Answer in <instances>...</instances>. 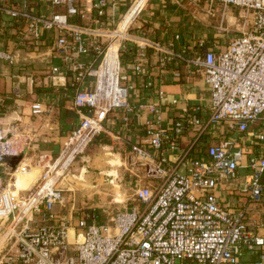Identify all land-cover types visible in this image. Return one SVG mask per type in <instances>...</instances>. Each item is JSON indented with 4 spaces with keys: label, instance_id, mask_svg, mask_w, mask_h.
Segmentation results:
<instances>
[{
    "label": "built area",
    "instance_id": "1",
    "mask_svg": "<svg viewBox=\"0 0 264 264\" xmlns=\"http://www.w3.org/2000/svg\"><path fill=\"white\" fill-rule=\"evenodd\" d=\"M137 1L114 28H108L100 25L107 0H95V17L82 12L77 0H49L63 8L51 14L36 12L28 0H0L1 32L8 22L14 23L22 38L37 42L42 31H57L54 46L63 50L67 69L53 65L52 83L58 84L67 71L72 83L84 76L92 81L88 89L75 86L72 103L80 121L59 153L38 154L33 164L26 160L9 164V158L20 152L21 135L5 128L0 97V264H263L264 237L250 230L246 208L224 205L216 188L236 180L244 169L248 199L264 200V0H205L243 10L239 34L218 51L207 49L204 41L198 42L202 52L192 56L184 50H166V60L176 56L201 73L209 96L204 109L194 105L168 127L161 124L157 102L139 105L148 146L133 144L127 163L130 168L143 167L145 177L158 184L139 178L137 204L105 221L82 219L75 228L67 216L55 213L56 205L65 200L58 183L102 130L108 112L137 109L128 100L131 84L122 69L121 49L131 21L147 0L125 30L118 28ZM72 16L94 25L73 23ZM140 46L142 57L144 46ZM88 55L91 59H82ZM0 58L16 62L14 53L2 49ZM133 69L140 71V60ZM44 110L40 102L31 104L34 114ZM210 128L218 137L205 144L204 156L195 154L194 147ZM188 129L194 136L182 147L180 138ZM20 168L30 182L15 188L11 179ZM259 250V258L244 259L246 253Z\"/></svg>",
    "mask_w": 264,
    "mask_h": 264
},
{
    "label": "crops",
    "instance_id": "2",
    "mask_svg": "<svg viewBox=\"0 0 264 264\" xmlns=\"http://www.w3.org/2000/svg\"><path fill=\"white\" fill-rule=\"evenodd\" d=\"M18 3L20 0H9ZM31 7L39 13L51 14L62 11L60 6H53L49 0H28ZM134 0H107L105 14L100 18V25L114 28L127 8ZM95 0H77V6L82 12L95 17ZM233 6H223L219 2L209 3L205 0H147L134 19L131 21L126 39L121 49L123 71L128 75L129 103L137 107L134 112L116 109L108 112L103 121L102 130L93 138L91 155L88 147L79 156L73 170L82 177L86 188L80 191L77 199L70 204L69 209L88 212V157L111 155L113 160L124 163L133 144L148 146L145 140V129L138 109L144 102H157L161 109L162 126L168 127L173 120L191 111L192 106H207L209 87L201 73L186 64L176 56L166 60L168 51L185 55L202 52L198 45L204 41L207 49L218 51L225 47L234 37L229 34L228 26L233 23ZM70 21L76 24L94 25L93 21L72 16ZM224 21L227 22L224 25ZM41 40L33 42L21 37L14 23L5 25L0 31V49L14 53L16 62L9 63L0 58V97L3 99L2 116L6 129L20 133L19 149L16 156L18 162H32L38 154L55 157L64 141L80 121V112L73 106L72 96L75 86L91 88L92 81L84 76L80 82L72 83L68 76L54 84L50 79V69L53 65L66 70L67 64L62 57L63 50L54 46L58 33L55 30L42 31ZM38 43V44H36ZM53 44V45H52ZM143 56L139 57L141 46ZM160 46L161 48H158ZM92 56H84L89 60ZM141 61L140 71L133 69V64ZM176 73H179L176 75ZM32 78V82L29 79ZM158 91L162 94L159 96ZM173 99L176 100L173 103ZM42 103L44 111L34 114L31 104ZM202 115H204L202 113ZM125 116L128 120H125ZM214 129L204 131L203 136L194 147V153L205 155V144L216 140ZM194 136V130H186L180 138L181 146H187ZM172 158V154H169ZM124 160V162H123ZM16 163V164H17ZM12 166V164L9 162ZM140 167V171L144 170ZM135 168H131V171ZM246 170H244L245 173ZM22 172L21 168L17 171ZM36 172V171H35ZM31 176V175H30ZM24 177L27 185L29 177ZM84 177V178H83ZM145 178L142 174L140 177ZM79 179V178H78ZM244 177L223 182L216 188L218 199L226 206L235 210L246 208V219L250 230L264 237V200L253 203L243 191ZM250 252L244 259L259 258V253ZM264 264V262H263Z\"/></svg>",
    "mask_w": 264,
    "mask_h": 264
},
{
    "label": "rangeland",
    "instance_id": "3",
    "mask_svg": "<svg viewBox=\"0 0 264 264\" xmlns=\"http://www.w3.org/2000/svg\"><path fill=\"white\" fill-rule=\"evenodd\" d=\"M231 11L234 16L233 23L228 26L230 29L227 32L236 36L239 34L242 24L241 15L244 14V11L239 8H232ZM226 23L224 21V25ZM91 143L92 141L88 145L89 155H91L92 150ZM36 159L35 156L32 164ZM78 159L79 157L76 158L72 166L69 167L70 169L67 171L65 177L58 183V186L62 188L65 200L63 205H56L55 213L57 215L67 216L66 218L71 225L78 228L76 224L82 219L86 222L107 220L111 214L137 204L134 192L139 186L138 180L144 174V170L140 171V167L135 166V169L131 171L127 160L125 162L123 160L124 163L118 160L111 163V160L115 159L111 155L105 157L97 155L96 157H88V212L75 208L69 209L70 204L77 199L80 191L82 193L83 191L85 192L82 188H86V184L81 180L82 177H78L73 170ZM238 175L244 177V169H240ZM142 182L157 185L159 181L145 177L142 179ZM142 182L140 181V183ZM27 185L24 183V180L21 182L22 187H26ZM94 210H98V218L93 217Z\"/></svg>",
    "mask_w": 264,
    "mask_h": 264
},
{
    "label": "bare ground",
    "instance_id": "4",
    "mask_svg": "<svg viewBox=\"0 0 264 264\" xmlns=\"http://www.w3.org/2000/svg\"><path fill=\"white\" fill-rule=\"evenodd\" d=\"M144 2H145V0H138L135 3V5L131 8V10L127 13V15L121 20V22H120V24L118 26L119 30H121V31L125 30V28L127 27L130 19L135 15V13L144 4ZM19 173H23V172H18V173H16V175H13V177L11 179V183H12L13 186H15V188H24V187L21 186V182L23 180H25L26 178L25 179H24V177L20 178L19 177ZM24 175L25 174L23 173V176Z\"/></svg>",
    "mask_w": 264,
    "mask_h": 264
},
{
    "label": "water",
    "instance_id": "5",
    "mask_svg": "<svg viewBox=\"0 0 264 264\" xmlns=\"http://www.w3.org/2000/svg\"><path fill=\"white\" fill-rule=\"evenodd\" d=\"M8 161L12 164V166H15L18 161V158L13 156L10 157Z\"/></svg>",
    "mask_w": 264,
    "mask_h": 264
},
{
    "label": "trees",
    "instance_id": "6",
    "mask_svg": "<svg viewBox=\"0 0 264 264\" xmlns=\"http://www.w3.org/2000/svg\"><path fill=\"white\" fill-rule=\"evenodd\" d=\"M261 180H262V182H264V172H263V174H262ZM97 211H98V210H94V213H93V217H94V218H98V217H99ZM100 221H105V220H100Z\"/></svg>",
    "mask_w": 264,
    "mask_h": 264
}]
</instances>
